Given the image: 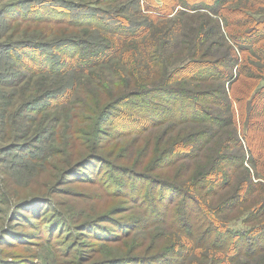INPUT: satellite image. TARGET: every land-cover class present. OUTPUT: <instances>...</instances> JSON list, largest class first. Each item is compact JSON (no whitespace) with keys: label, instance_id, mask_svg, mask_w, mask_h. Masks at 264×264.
Instances as JSON below:
<instances>
[{"label":"trees","instance_id":"obj_1","mask_svg":"<svg viewBox=\"0 0 264 264\" xmlns=\"http://www.w3.org/2000/svg\"><path fill=\"white\" fill-rule=\"evenodd\" d=\"M135 1L151 15L111 22L100 6L19 3L16 15L29 25L104 32L109 41L103 49L77 33L59 43L0 44L3 55L25 54L36 69L60 80L51 85L48 100H31L27 110L65 112L68 105L59 128L72 126V136L53 140L59 152V146L72 144L67 162L56 169L58 182L98 161L106 168L108 192L140 204V214L134 204L115 207L119 220L114 209L104 213L102 239L104 245L124 241L144 228L155 254L92 264H264V134L258 140L251 135L254 124L264 132V0H177L169 8L168 0ZM218 99L224 109L214 106ZM244 101L250 109L243 121ZM32 148L15 142L6 152ZM125 149L131 153L128 168L118 171L115 152ZM48 185L16 208L33 206V213L47 208L52 201L41 187ZM98 222L87 221L86 230L101 226ZM162 225L171 231L156 242L164 235ZM6 231L0 242L17 234Z\"/></svg>","mask_w":264,"mask_h":264},{"label":"rangeland","instance_id":"obj_2","mask_svg":"<svg viewBox=\"0 0 264 264\" xmlns=\"http://www.w3.org/2000/svg\"><path fill=\"white\" fill-rule=\"evenodd\" d=\"M23 1L26 0H0V44H16L21 41L31 44L33 42L51 43L74 36L76 33L80 38L93 39L91 41L95 44L92 45L98 49H103L109 41V37L100 31L74 32L69 27L67 30L61 26L57 27V24L54 26L48 24L46 27L29 25L24 18L16 15L22 9L23 5L19 3ZM69 1L75 4H87L89 7L100 6L104 9L105 19L111 22H122L123 18L128 16L138 21L141 13L143 16L151 15L150 11L142 8L140 10L135 0ZM100 1H104V4H100ZM141 1L145 2V0ZM154 1L160 4L163 2V0ZM188 2L191 3V0ZM176 3L177 0H168V8ZM148 4L154 5L151 1ZM224 14L226 15V11ZM2 55L3 52H0V236H3L2 232L6 230L17 234L7 236L3 242H0V264H92L95 261L115 257H135L140 253L155 254L157 247H154L151 240L146 238L149 232H144V228L136 230L127 240L109 242L104 245L102 215L114 209L112 215L119 220L120 216L115 215V207H131L134 202H124L123 195L120 193L108 192V189L104 187L106 168L104 163L98 161H93L74 176L58 182L59 179L55 175L56 169L67 162L65 153L71 154L69 147L72 144H68L66 148L59 146V152L55 148L58 147L56 146L58 143L55 144L53 140L60 139L59 135L63 138L64 135L72 136V126L66 129L67 125L66 130L59 128V117L67 115L68 105L65 112L50 107H47L48 109L44 112L37 113L27 110L33 103L31 100L38 97L43 101L48 100V94L52 91L51 85L57 86L60 80L55 79L49 71L36 69L35 62L31 58L32 61L25 60V54H21L19 59L8 56L7 53ZM106 73H110V69H107ZM239 83L240 81L235 82V89H238ZM82 100L86 101L85 98ZM212 101H217L214 105L216 108L224 109L220 99ZM258 106L261 109L263 104L255 105L256 108ZM75 109H77L76 106ZM240 109L243 112L242 120L244 121L248 118L250 105L244 101ZM26 112L29 114H25ZM253 114L256 113L253 112ZM85 115L81 114L82 117ZM262 117L259 116V119ZM250 120L253 118L250 117ZM254 126L257 128H252L251 135L258 140L264 132L259 125L254 124ZM15 142H29L34 148L28 153L15 150L6 152V146ZM42 154H44L43 158L35 161ZM59 154H62L61 160L56 162ZM115 154L118 157L115 162L117 170L125 171L128 168L126 161L131 153L125 149ZM44 158L48 161L43 162ZM44 163L48 166L47 170H41L39 167ZM99 165L100 168L96 171ZM118 176L117 178H122L119 174ZM46 183L49 185L41 189L45 191V194H49L52 202L47 208L43 205L44 211L41 206L36 213L31 211L33 206L21 211V208H16L19 203L31 196H40V193H36L37 189ZM134 207L140 214V204L135 203ZM16 213L18 214L15 216ZM91 220H99L98 223L102 224L86 230L87 227L84 224ZM106 225L109 228H115L113 222H106ZM50 227L53 231L49 234ZM160 229H163L164 235L158 234L159 236L155 238L156 242L171 231V228L166 225H162ZM49 235L51 238L47 240ZM173 238L181 241L178 234ZM141 244H145L146 248L138 247ZM166 246L163 244L162 247Z\"/></svg>","mask_w":264,"mask_h":264}]
</instances>
